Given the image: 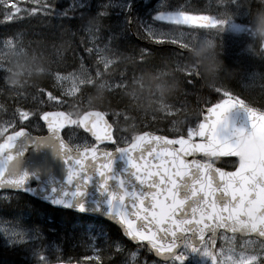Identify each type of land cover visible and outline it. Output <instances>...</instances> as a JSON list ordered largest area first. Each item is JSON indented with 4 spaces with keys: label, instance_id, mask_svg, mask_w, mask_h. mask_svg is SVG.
Returning a JSON list of instances; mask_svg holds the SVG:
<instances>
[{
    "label": "trees",
    "instance_id": "obj_1",
    "mask_svg": "<svg viewBox=\"0 0 264 264\" xmlns=\"http://www.w3.org/2000/svg\"><path fill=\"white\" fill-rule=\"evenodd\" d=\"M103 1L106 0H89L85 7L73 8L67 0H0V38L19 39V46L27 55L29 71L22 77H14L18 80L14 83L7 73L0 71V111H13L18 119L26 112L32 113L39 119L40 113L47 110L61 109L79 116L87 109H98L108 114L118 139L123 126L128 128L129 137L145 131L168 136L190 135L200 120L202 107L220 102L225 93L264 111V0L173 2L180 14L178 21L191 17L207 20V24L193 27H184L178 22L174 26L198 32L214 42V58L202 60L200 80L194 79L195 82L187 77L194 62L193 50L185 48L187 52L182 53V46L177 43H156L138 32L135 23L131 30L132 11L112 13ZM89 27L108 39L119 58L118 74L101 71L102 78L115 82L119 76L123 78L111 92L85 85L69 103L60 107L47 98V94L58 96L55 80L47 73L75 71L79 57L94 72L101 70L89 45ZM142 49L149 52L144 53ZM160 102L172 105V112H163ZM19 123L17 129L32 130L28 122ZM73 131L82 134L78 128ZM31 132L45 133L43 127ZM69 132L64 133L65 138ZM215 163L228 170L235 166L233 161ZM20 198L33 205L34 213L57 214L58 221H37L32 217L29 222L42 232L38 240L12 248L0 241V264L154 261L143 247L140 259L131 263L124 251L116 247L120 243L131 246L109 223L56 211L23 195ZM93 241L96 252L92 251Z\"/></svg>",
    "mask_w": 264,
    "mask_h": 264
},
{
    "label": "water",
    "instance_id": "obj_2",
    "mask_svg": "<svg viewBox=\"0 0 264 264\" xmlns=\"http://www.w3.org/2000/svg\"><path fill=\"white\" fill-rule=\"evenodd\" d=\"M40 121L45 135L20 129L0 143V193L109 222L162 262L186 263L187 236L200 247L212 235L209 264L220 231L264 240V112L226 97L202 108L196 139L146 131L115 150L102 149L116 144L102 111L79 117L94 145L78 151L63 137L76 123L68 113L45 111ZM220 159L237 166L211 163Z\"/></svg>",
    "mask_w": 264,
    "mask_h": 264
},
{
    "label": "rangeland",
    "instance_id": "obj_3",
    "mask_svg": "<svg viewBox=\"0 0 264 264\" xmlns=\"http://www.w3.org/2000/svg\"><path fill=\"white\" fill-rule=\"evenodd\" d=\"M69 6L73 8H83L88 5L89 0H67ZM135 1L136 6H134ZM175 0H106L103 1L106 9L112 13L126 14L134 13L139 14L137 19V30L146 35V37L153 39L156 43L173 42L181 45L182 47L192 48L197 51L200 59L210 61L214 58L215 46L214 42L200 35L198 32L186 28H177L174 22L184 24V27L197 26L200 23L198 18H183L182 21L177 16L180 15L178 10L173 6ZM102 5V4H101ZM134 6V7H133ZM89 43L92 49L95 50L97 60L103 65L104 69L112 64L115 59L110 54L106 45L103 44L105 36L100 31L93 28H88ZM79 68L69 73H47L51 79L55 80L58 96L47 94V98L56 102L58 106H64L69 103L79 90L85 85L95 86L99 90L113 91L119 83H114L111 80H98L100 79L99 73L96 77L93 76L88 66L83 64L84 58ZM190 66V75H195L196 65L195 60ZM0 71L7 73L13 83L16 80L14 77H22L28 73V61L26 52L19 46V39H2L0 38ZM200 75V74H199ZM226 95L232 96L229 93ZM235 97L243 102L239 97ZM88 105V104H87ZM159 108L163 109L165 113L172 112V105H165L159 103ZM19 122H28L30 129L37 130L42 127L39 119H35L34 114L25 113L20 119L16 114L0 111V140L5 135L17 129ZM31 130V131H32ZM192 132H195L193 130ZM69 143L75 149H81L85 146H90L92 142L89 139L77 132L70 131L69 136L66 137ZM120 142L125 145L130 141L128 128L123 126L120 128ZM15 205L14 207H11ZM8 207H11L10 209ZM32 217H36L37 221H58L57 214L37 212L34 213L33 205L28 201H22L19 194L11 192H4L0 195V241L5 247H16L24 243L36 240L42 233L38 226L31 224ZM223 244L218 251L220 264H256L257 255L253 250L238 251L233 246V241L229 237H224L221 241ZM96 243L93 241L91 247L92 251L96 252ZM118 249L123 250L124 254L130 258L131 263L140 259L143 253L142 247H129L124 243L116 246ZM184 259H188L186 251L182 252ZM190 264H207L209 260L208 249H202L197 252L193 257H190ZM45 263V262H44ZM143 264H168L159 263L157 261L148 262L143 260ZM170 264H175L174 262Z\"/></svg>",
    "mask_w": 264,
    "mask_h": 264
},
{
    "label": "flooded vegetation",
    "instance_id": "obj_4",
    "mask_svg": "<svg viewBox=\"0 0 264 264\" xmlns=\"http://www.w3.org/2000/svg\"><path fill=\"white\" fill-rule=\"evenodd\" d=\"M132 24L130 26V29L131 30H133ZM135 38L138 39L137 37H135ZM108 50L110 52V49H108ZM111 55L113 56V58L115 59V61L107 67V71L108 72H110V71H117L118 66L120 65V62L118 60L117 53L114 52V51H111ZM187 77H190L191 78V82L194 81V77L193 76L187 75ZM196 77H197V75H196ZM197 80H199L198 77H197ZM224 237H229V239L231 241H233V246L238 251L253 250L256 253V255H257L256 264H264V241L263 240H261L258 237H255V236L244 237V236H241V235H238V234L231 235V234H228V233H226V232L223 231V232H221L219 234V239H218V244H217V254H218V251H219V249L221 248V246L223 244L221 241H222V239ZM210 240H211V236H209L207 238V243L204 246V247L209 248V250H210ZM186 247H187L186 248V252L188 254V262L190 264L191 263L190 257L195 256L197 254V252L200 250V248H195L192 245H190L189 244V240L187 242V246ZM209 256H210V251H209ZM220 261L221 260H220V258L218 256V262H217V264H220ZM208 263H209V260H208L207 264Z\"/></svg>",
    "mask_w": 264,
    "mask_h": 264
}]
</instances>
